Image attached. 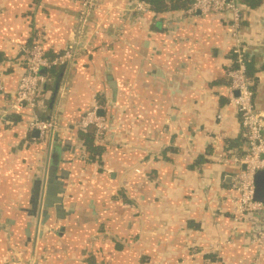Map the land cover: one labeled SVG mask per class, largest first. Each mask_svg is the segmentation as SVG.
<instances>
[{"label": "crops", "instance_id": "obj_1", "mask_svg": "<svg viewBox=\"0 0 264 264\" xmlns=\"http://www.w3.org/2000/svg\"><path fill=\"white\" fill-rule=\"evenodd\" d=\"M94 1L84 39L76 0H0V264H264V249L249 244L254 216L233 222L231 171L211 158L217 133L243 138L227 102L230 16L133 23L130 0ZM243 20L247 61L262 68L264 2ZM34 40L54 58L77 48L51 98L41 95L50 80L41 85L36 115L57 122L47 141L8 108L24 72L21 48ZM256 76L254 106L264 109V69ZM95 104L107 125L99 163L87 161L75 127ZM10 114L20 121L6 125ZM53 147L68 172L64 208L75 206L64 220L49 211L42 225L28 216L30 190Z\"/></svg>", "mask_w": 264, "mask_h": 264}, {"label": "built area", "instance_id": "obj_2", "mask_svg": "<svg viewBox=\"0 0 264 264\" xmlns=\"http://www.w3.org/2000/svg\"><path fill=\"white\" fill-rule=\"evenodd\" d=\"M80 5L77 16V33L81 38L86 35L89 27L91 11L96 7L94 0H76ZM190 7L183 14L194 16L217 15L230 16L231 27L234 36V46L231 50V64L227 70L228 107L233 109L238 116L242 128V137L245 140L246 152L243 156L224 151L223 141L225 134L217 133L212 138L211 158L216 164L224 166H234L237 171L231 173V191L233 193V222L240 218L254 216L259 212L264 213V204L254 200L253 176L257 171H264V109L254 106V94L251 88L252 81L247 76L246 52L239 39L240 22L243 19L242 10L238 6L237 0H189ZM130 12L133 23H145L146 16L154 17L150 5L143 1L135 2L131 5ZM168 16V14H167ZM179 20V18H177ZM175 23V22H174ZM169 34L174 33L171 22L167 24ZM97 34V31H95ZM76 49L69 46L52 60H48L40 41L34 40L31 45L21 48L24 61V72L17 84V89L13 101L9 103L11 112L22 113L28 117L27 125L30 130H37L40 139L48 140L47 134L55 130L57 122L55 119L41 120L35 112L36 101L41 92L43 77L40 76L41 68L51 70L52 68L71 62L75 59ZM0 79V91H2ZM99 105L95 104L92 109L84 113L75 127L77 130L93 129L94 142L103 145L106 142L107 125L101 116L98 115ZM21 114V115H22ZM216 120L221 123L224 120L223 114H218ZM45 141V142H46ZM83 153V145L79 144ZM229 154V155H227ZM242 166L244 167L242 169ZM231 198V199H232ZM252 220V219H251ZM252 220V221H253ZM231 244V241H226ZM249 244L258 249H264V220L262 227L251 236Z\"/></svg>", "mask_w": 264, "mask_h": 264}, {"label": "trees", "instance_id": "obj_3", "mask_svg": "<svg viewBox=\"0 0 264 264\" xmlns=\"http://www.w3.org/2000/svg\"><path fill=\"white\" fill-rule=\"evenodd\" d=\"M138 1H143L146 2L150 5L151 11L154 14V17H162L165 16L166 14L169 13H175V12H182L185 11L190 7V1L189 0H130V4L133 5L135 2ZM238 6L242 10V15H247L249 13H254L257 12L260 9V6L263 4L264 0H237ZM245 20H241L240 26L244 23ZM240 29V28H239ZM240 31V30H239ZM89 37V33H86L84 39ZM80 50V49H79ZM46 57L48 60H52L54 58L52 55L48 56L46 54ZM232 57V56H231ZM246 57V64H247V76L254 80L257 78V73L261 70L264 69V66L262 68H256L255 66H251L250 62L247 61V56ZM61 68L62 66L58 65L51 70H48L49 76L47 78L43 79V82H46L50 80L49 86L50 89L47 88V85L44 87L41 92V95L44 94L45 91L48 92V96L51 98L54 93L56 88L59 87V75L62 72ZM60 71V72H58ZM44 85V83H43ZM58 86V87H57ZM48 89V90H47ZM254 94V91H253ZM39 95L37 101H36V107L40 102V97ZM255 97V96H254ZM37 116L44 121L49 120L48 115L43 114V113H37ZM20 115L19 114H10L6 118V122L10 124H14L20 121ZM79 137L82 140V145H83V151L85 154H87V161L89 162H100V155H101V149L99 145L95 144L94 138H93V129L89 128L87 130H78ZM223 148L224 151L229 152V153H234L237 154L238 156H243L246 152V144L245 140L243 138H225L223 141ZM229 155V154H227ZM228 169L232 172H234L235 167L234 166H228ZM264 220V213L259 212L255 214V222L256 226L255 228L252 229V232L258 231L262 227V223ZM209 254H207L208 256Z\"/></svg>", "mask_w": 264, "mask_h": 264}, {"label": "water", "instance_id": "obj_4", "mask_svg": "<svg viewBox=\"0 0 264 264\" xmlns=\"http://www.w3.org/2000/svg\"><path fill=\"white\" fill-rule=\"evenodd\" d=\"M39 74L45 78L46 69L41 68ZM108 78L111 81V77ZM49 154L47 165H40L39 172L34 176L29 198L31 208L28 210V216H30L32 220L42 216V225L49 219V211H53L54 217L57 220H64L67 216L71 215L75 206L74 203H71L68 211L64 208L66 197L65 181L68 179V172L64 169H58L60 163L63 162L60 149L58 147H53L50 149ZM243 168L242 166V169ZM227 180L231 181V178H227ZM253 183L254 200L264 204V171H257L254 174ZM31 226L32 222H28L27 228L25 229L27 237H29V229Z\"/></svg>", "mask_w": 264, "mask_h": 264}]
</instances>
